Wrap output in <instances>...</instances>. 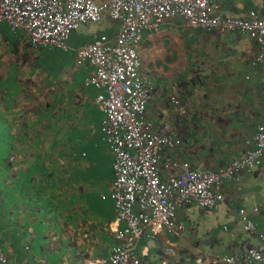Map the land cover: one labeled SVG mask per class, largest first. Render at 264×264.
<instances>
[{
  "label": "crops",
  "instance_id": "obj_1",
  "mask_svg": "<svg viewBox=\"0 0 264 264\" xmlns=\"http://www.w3.org/2000/svg\"><path fill=\"white\" fill-rule=\"evenodd\" d=\"M218 1L224 15L245 17L250 9L264 15V0ZM120 26L105 12L99 22L74 29L66 48H50L0 22V117L16 147L14 166L0 183V249L7 264H110L115 229L124 226L110 195L115 154L103 131L101 90L87 84L96 68L79 63L76 50L102 35L114 37ZM258 50L246 34L207 31L182 17L143 31L140 72L154 85L147 117L156 127L167 123L181 139L167 153L174 171L183 162L218 171L255 147L264 123V66L253 62ZM160 164L166 178L167 160ZM216 189L223 199L213 208L196 202L178 207L184 215L197 208L223 210L225 232L215 237L212 253L189 262L184 254H168L175 232L162 229L137 243L144 264H209L258 243L264 233V160ZM241 209L255 230H245Z\"/></svg>",
  "mask_w": 264,
  "mask_h": 264
},
{
  "label": "built area",
  "instance_id": "obj_2",
  "mask_svg": "<svg viewBox=\"0 0 264 264\" xmlns=\"http://www.w3.org/2000/svg\"><path fill=\"white\" fill-rule=\"evenodd\" d=\"M105 12L121 22L119 32L79 47L76 55L79 63L88 61L96 68L87 84L101 90L97 101L106 113L103 131L115 154L110 195L115 202L116 220L124 226L115 229L117 244L109 262L144 264L143 257L136 253L137 243L150 231L176 232L179 206L191 202L205 208L217 206L223 199L216 189L221 182L251 172L262 163L264 123L258 126L255 147L226 167L204 171L183 162L174 171L175 164H171L167 153L181 139L167 123L156 127L147 117L154 85L140 72L138 50L143 31L158 29L176 17L207 31H239L259 44L253 62L264 66V15L256 9L248 10L245 17L224 15L218 0H0V22H9L12 29H24L34 45L50 48H66L74 29L87 22H99ZM162 159L167 160L166 168L170 170L166 178L161 176ZM240 215L245 230L256 229L245 209ZM167 252L172 254V248ZM7 263L0 249V264ZM209 264H264V233L245 251L213 259Z\"/></svg>",
  "mask_w": 264,
  "mask_h": 264
},
{
  "label": "rangeland",
  "instance_id": "obj_3",
  "mask_svg": "<svg viewBox=\"0 0 264 264\" xmlns=\"http://www.w3.org/2000/svg\"><path fill=\"white\" fill-rule=\"evenodd\" d=\"M222 211L221 208H215L201 213L197 208L187 215L178 211L176 220L179 227L177 225L176 232L171 235L172 240L168 243L173 254L176 257L184 254L189 262L195 259L194 256L205 257V254L212 253L211 246L214 244L217 247L218 243L215 237L219 234L223 237L225 232L223 227L226 220L222 217Z\"/></svg>",
  "mask_w": 264,
  "mask_h": 264
},
{
  "label": "trees",
  "instance_id": "obj_4",
  "mask_svg": "<svg viewBox=\"0 0 264 264\" xmlns=\"http://www.w3.org/2000/svg\"><path fill=\"white\" fill-rule=\"evenodd\" d=\"M4 121L3 118L0 117V183L2 184H4V176L6 177V175H8L7 173H9L14 166L10 158L16 150L12 142L10 128Z\"/></svg>",
  "mask_w": 264,
  "mask_h": 264
},
{
  "label": "clouds",
  "instance_id": "obj_5",
  "mask_svg": "<svg viewBox=\"0 0 264 264\" xmlns=\"http://www.w3.org/2000/svg\"><path fill=\"white\" fill-rule=\"evenodd\" d=\"M14 158V157H13Z\"/></svg>",
  "mask_w": 264,
  "mask_h": 264
}]
</instances>
